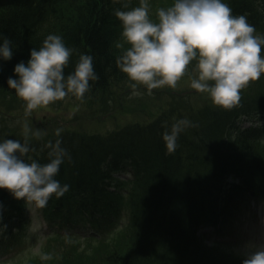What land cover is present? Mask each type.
<instances>
[{
    "label": "trees",
    "instance_id": "16d2710c",
    "mask_svg": "<svg viewBox=\"0 0 264 264\" xmlns=\"http://www.w3.org/2000/svg\"><path fill=\"white\" fill-rule=\"evenodd\" d=\"M136 1L0 0V34L12 41L13 53L10 60L0 57V91L16 95L8 78L18 79L14 67L21 61L27 64L31 49L42 46L49 34L60 35L67 47L76 49L66 74L74 71L79 54L93 57L99 80L90 81L84 99L126 80L116 64L124 49L117 47L122 43V22L115 10L136 7ZM223 2L264 32V0ZM241 97L232 110L205 99L198 105L182 103L147 123L106 135L66 131L61 137L29 141L39 150L60 138L72 157L56 176L61 185L70 186L69 191L38 207L49 228L65 230L64 234L89 229L91 236L99 237L118 226L120 215L127 213L119 228L124 245L107 250L98 246L94 250L98 264H242L196 235L200 224L215 226L229 220L248 198L264 199V148L259 143L264 135V89L241 92ZM185 117L196 127L182 132L176 151L167 154L162 133ZM245 120L248 126L242 125ZM7 137L0 135V140ZM47 152L45 148L34 158L46 163ZM11 196L0 188V252L12 248L25 227L13 217Z\"/></svg>",
    "mask_w": 264,
    "mask_h": 264
},
{
    "label": "clouds",
    "instance_id": "9594fccd",
    "mask_svg": "<svg viewBox=\"0 0 264 264\" xmlns=\"http://www.w3.org/2000/svg\"><path fill=\"white\" fill-rule=\"evenodd\" d=\"M154 15L155 19L150 15L149 0H139V6L129 10H115L122 22V43L117 47L124 49L116 64L132 81L129 98L141 97L140 87L149 95L154 89H176L192 68L195 75L190 87L207 93L214 105L232 110L240 105L242 90L264 75V35L256 33L245 15H234L223 0H172L168 6L157 7ZM0 41V57L10 60L12 41L2 34ZM74 52L60 35L49 34L42 46L31 49L27 64L21 61L14 67L18 79L9 77L7 83L25 103V116L69 95L84 100L90 81L99 76L88 54H79L74 71L66 74ZM190 127L196 125L185 117L162 133L167 154L176 151L180 134ZM61 133V128L55 130L57 137ZM30 134L37 140L42 137L25 121L23 142L0 140V188L43 208L53 196L59 198L69 191L70 186L61 185L56 176L61 164L66 159L71 162L72 157L61 146L62 139L49 141L38 150L29 143ZM45 148L48 162L40 163L34 155ZM40 258L50 260L52 256L42 254ZM242 264H264V244L249 252Z\"/></svg>",
    "mask_w": 264,
    "mask_h": 264
},
{
    "label": "rangeland",
    "instance_id": "374dc122",
    "mask_svg": "<svg viewBox=\"0 0 264 264\" xmlns=\"http://www.w3.org/2000/svg\"><path fill=\"white\" fill-rule=\"evenodd\" d=\"M136 2L139 6V0ZM171 3L172 0H149L150 15L154 19L157 7ZM256 33L264 35V32ZM194 75L190 68L189 75L180 81L176 89H154L149 95L145 88L140 87L143 95L133 98H129L132 81L127 77L83 101L69 95L47 108L35 110L31 116H25V103L17 95L0 91V135L23 142L25 121L32 131L42 133L39 140L55 136L57 128H61L62 132L101 136L135 123H147L162 113L172 112L182 103L198 105L210 99L207 93L190 87V78ZM261 89H264V75L251 82L242 93L250 90L260 92ZM32 140L37 139L30 134L29 141ZM259 141L264 148V137ZM121 176L128 177L127 174ZM10 200L14 219L23 221L25 227L13 247L0 252V264H98L97 252H94L98 246L106 250L109 246L120 249L125 243L123 230L119 229L123 222L99 237L91 236L89 229L62 234L49 229L34 203L14 196ZM201 237L222 255L243 261L249 252L264 244V204L249 201L241 205L223 224L220 232L208 231ZM42 254H51L52 259L42 260Z\"/></svg>",
    "mask_w": 264,
    "mask_h": 264
},
{
    "label": "bare ground",
    "instance_id": "6f19581e",
    "mask_svg": "<svg viewBox=\"0 0 264 264\" xmlns=\"http://www.w3.org/2000/svg\"><path fill=\"white\" fill-rule=\"evenodd\" d=\"M131 149H132V148H131V147H129V152L131 151ZM234 213H235V212H234Z\"/></svg>",
    "mask_w": 264,
    "mask_h": 264
}]
</instances>
